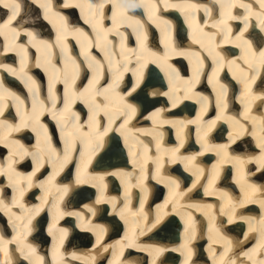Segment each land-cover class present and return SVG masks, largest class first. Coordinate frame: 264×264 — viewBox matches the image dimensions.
<instances>
[{
    "label": "snow or ice",
    "instance_id": "snow-or-ice-1",
    "mask_svg": "<svg viewBox=\"0 0 264 264\" xmlns=\"http://www.w3.org/2000/svg\"><path fill=\"white\" fill-rule=\"evenodd\" d=\"M33 5L42 10L40 18L54 29V40L41 38L37 30L24 27L28 23L27 17ZM212 5H202L196 0H183L182 4L170 3L169 0H65L61 5H57L54 0H27V3L26 0H0V12L3 13V19H0V57L14 53L19 58L16 66L15 62L0 61V147L8 150L6 162L0 163V177L6 178V184L0 186V213L7 217L15 233L11 238L0 234V264H13L11 245H15V251L20 253L27 264H46L45 257L38 255L37 248L28 240L34 230L33 221L46 207L52 215V225L48 227L47 234L52 236L55 242L51 264H71L70 261L60 258L69 230L56 227L65 217H74L78 221L80 231L91 233L95 237L99 251L94 255L89 253L80 257L75 252L72 253L73 259L80 260L81 264H101V260L106 261V264H164L161 258L168 252H178L183 257L182 264H193L195 250L192 244L197 239L198 232L194 211L202 212L207 219V231L215 232L216 239L213 243L219 245L220 251L217 253L211 249V245L209 246L212 264H264V214L256 218L238 213V210L248 203L258 204L264 213V188L248 182L249 173L246 168L248 164L256 165L252 175L264 171V91L257 93L254 90L258 80L264 87V0H255L258 7H254L252 0H212ZM213 7L218 8V18L212 16ZM60 8L78 9L84 24L91 28L92 34L82 27L70 26L68 17L62 14ZM106 8L110 12L107 17ZM170 8H175L181 13L191 12V20H195V13L203 8L204 15L211 20V27L209 28L207 21L196 24L192 45L198 46L197 48L177 47L172 23L159 15L161 11ZM237 8L243 12L234 14ZM136 9H143L147 15L146 21L128 15L129 11ZM106 18L111 21L110 27L104 26L103 21ZM185 19H189L188 15H185ZM231 21H242L243 24L235 35ZM148 23L160 30L164 46L162 52L155 51L148 45ZM189 27H192L191 22ZM120 28L131 29L137 47H129L125 52L127 35L121 32ZM250 28H258L259 33L254 31L251 35H246ZM22 35L26 37V42H21ZM109 35L120 38L119 51L114 41L109 39ZM69 36L80 46L83 62H79L71 54L67 43ZM229 42L234 43L240 50V55L226 60L220 49ZM30 47L37 53L36 59L31 63L34 67L43 68L48 77L47 95L43 98L40 84L29 71ZM93 48L98 50L102 58L92 54ZM174 57H182L188 62V76H181L179 70L169 63ZM208 61L211 66L209 74L206 75ZM149 64L160 68L168 82V91L154 92L152 95L167 97L170 107L158 109L145 116V119L151 121L152 127L141 129L132 123L140 112L133 94L143 83L145 69ZM226 65L233 73V78L242 86L239 102L243 111L238 115L229 113L228 87L219 79V74ZM84 70L91 75L86 86L78 89L76 84ZM236 70L239 71V76L236 75ZM129 71L136 78L135 86L131 90L121 91V82ZM5 74L21 82L28 96L25 97L6 86ZM202 79L212 85L214 100L196 91ZM102 80L105 81L103 85L100 83ZM58 84H63L62 95L57 93ZM185 100H193L199 105L200 114L195 119H172L163 116L165 111L179 107ZM78 101L88 109L84 123H81L80 115L73 111ZM257 101L260 102L259 110L253 112ZM58 104L62 106L58 108ZM212 105L217 114L212 119L203 120L204 114ZM9 108L15 110L14 115L19 118L18 123L13 122L12 113L5 117ZM45 115L50 116L59 126L62 147L53 143L47 124L42 122ZM221 121L228 125L229 142L212 144L209 137ZM164 125L175 129L178 141L176 146L164 145ZM189 125L195 126L196 143L200 145V151L190 155L181 153V149L185 147ZM23 129H30L35 133L36 140L32 148L13 136V133ZM112 132L119 133L123 138L133 168L138 171H109L102 175L88 173V164L104 149L105 138ZM244 136L253 140L254 147L259 149L258 155H233L229 152L231 145ZM144 137L149 139L145 140ZM153 144L154 154H151ZM209 152L219 159L211 168L205 169L198 157ZM26 158H30L35 165L34 170L27 175L16 168V165ZM74 160H78L74 183H57V176ZM149 161L153 165L151 170L147 167ZM176 163L182 164L184 171L194 177L190 186L183 190L180 180L165 170L166 165ZM226 163H230L243 180V199L234 201L228 191L219 190L222 203L218 209L211 203L193 202L189 194L196 190L198 185L203 189L204 195H217L215 185L220 179L222 166ZM46 165L51 169L50 174L46 179L37 182V173ZM134 175L135 182L132 179ZM106 176L120 179L124 187L122 200L107 194ZM149 178L168 190V199L151 219L149 213L145 212V203L151 194L147 184ZM82 185L96 189L98 195L92 204L80 201L84 207L83 211L70 210L65 206V200L70 194L83 196V193L75 192V189ZM33 187L40 188L44 194L39 198V204L29 207L25 204L24 197ZM5 188L11 189L10 200L4 195ZM132 188L139 189L141 194L139 206L135 210L132 206ZM185 197L189 199L186 200ZM69 203L72 201L69 200ZM169 204L171 208H168ZM98 205H110L111 212L126 224L129 218H133L134 227L115 243H105L109 228L106 223L97 219L100 212ZM178 208L184 211H178ZM172 214L178 215L184 223L183 243L179 247L170 248L141 240L144 236H149L151 240L150 234ZM218 216L226 217V220L218 224ZM237 220L247 225V232L255 233L253 240L256 243L249 250H244L241 241L234 243L223 232V228ZM2 231L3 226L0 225V233ZM244 239L247 240L248 237L245 235ZM234 248L239 250L234 252ZM129 249L144 253L149 259H126L125 253Z\"/></svg>",
    "mask_w": 264,
    "mask_h": 264
},
{
    "label": "bare ground",
    "instance_id": "bare-ground-1",
    "mask_svg": "<svg viewBox=\"0 0 264 264\" xmlns=\"http://www.w3.org/2000/svg\"><path fill=\"white\" fill-rule=\"evenodd\" d=\"M211 1L212 0H196V2H198V3L202 4V5L203 4H207L210 7H212L213 5H212ZM54 2L56 4L61 5L62 3L65 2V0H57V1L54 0ZM97 2H98V0H97ZM169 2L170 3H176V4H182L183 0H169ZM252 2H253L254 7H258V6L255 5V0H252ZM26 3H27V0H26ZM40 10L41 9H39L38 7L33 5L32 8H31L29 17H27L28 23L25 24L24 26L25 27L28 26L27 28H29V29L33 28V29L37 30V34L41 38L43 37L45 39L54 40L55 31H54V29H52L51 25L47 23V21H44L42 18H40V16H41V15H39V11ZM64 10H70L71 17L74 16L76 13H78L79 16H78L77 22L82 24V26H83L85 31H88V30L91 29L87 24H84L83 19L81 18L80 11L78 9H76V8H67V9L60 8L61 12L64 11ZM131 11H136V12H139V13L141 12L142 15L138 16V18H140L141 20H144V21L147 20V15H146V13H144L143 9H136V10H131ZM131 11H129L128 15H130ZM242 12H243V10L239 9V8L234 10V14L242 13ZM105 14H106V17L108 15H110V12H109L108 8L105 9ZM159 15H161L164 18L168 19L172 23V26H173V37H174L175 43H176L178 48H180V44L177 41V35H176L177 30H179L178 38H180V41H182L183 43H188L187 45H185L181 49H187L189 46H191L192 48H197L195 45H192V43L189 42V40L192 39L193 30H194L196 24L204 23V22L207 21L209 23V28L211 27V20L204 15L203 8H201L198 12L195 13V16H196L195 20H191V12H189V13H181L180 11H178L175 8H170L167 11H161L159 13ZM185 15H188L189 19H185ZM212 16H213V18H218V8L213 7ZM71 17H68L70 26L72 24ZM175 18H177L178 20L175 21ZM0 19H3V13L2 12H0ZM109 22H111V21L106 18L103 21L104 26L105 27H110L111 24ZM190 22L192 23V27L191 28L189 27V23ZM230 23H231L232 27L235 30L243 27L242 21H231ZM253 23H255L254 18H253ZM146 27L148 28V34H149V39H148L149 47L152 46V49H153V46H154L153 50L158 51V52H162V50H164V46H163V43L161 42L160 30L157 29L156 26L151 24V23H148L146 25ZM234 29H233V32L235 31ZM119 30L121 32H125L126 35H127V40L125 41V52H127V48H129V47H137V42H136V39H135V35L132 34L130 28H128V29L120 28ZM207 30L208 29H205V31H207ZM250 30L252 31V33L254 31L256 33H259V29L258 28H255V29L250 28L249 31ZM52 33H53V35H52ZM89 33L92 34V31H89ZM235 34L236 33H233V35H235ZM23 38H24V36L22 35L21 36V41H23ZM68 38L72 39V40H70V39L67 40L69 42V44H73L72 42H76V40L73 39L71 36H69ZM109 39L114 41V44L118 43L117 45H115V47H116L117 51H119V40H120V38L117 37V36H114V35H109ZM0 47H2V44H0ZM79 48H80V46H79ZM220 50L224 53L226 60L237 58L240 55V50L238 48H236L234 43H232V42H229L228 44L222 45ZM57 52H58V49H57ZM92 54L93 55H97L98 58H102V55L95 48L92 49ZM233 54H234V57H231ZM10 58L11 57H8V55L7 56L5 55V56L0 58V61L8 62ZM75 58L79 62H83V60H84V57L82 55H77V56H75ZM11 60H12V58H11ZM134 63L135 62L133 61V65H134ZM169 63L173 64L179 70L181 76H186L184 74L187 73L188 69H189V72H190V67L188 66V62L182 57H174L173 59H171L169 61ZM179 64H181V65L185 64V67H179ZM149 65L145 69L144 80H145V77H146L145 75H151L150 76V78H151L150 82H152L153 84L149 85V88H151L152 90L150 91V93H148V90L144 89V85L142 83L140 85V87L137 89L136 93L133 94V96L135 97V101L134 102H136V103L138 102L137 99H136V96L138 95V99H139V101L142 104V106H140V108H144L143 114H145L146 112L148 114V112H151V110L155 106H160L161 105L162 106L161 108H165V109L170 107V102L168 101L167 97L162 96V95H157V96H153L152 95V93H154V92L159 93V92L168 91V82H167V79L164 76V73L160 70V68H158L156 66L158 69H156V67H154L155 70L151 69L149 71ZM151 65L155 66L153 64H151ZM207 65L208 66H206V68H205V73L209 74L211 62L208 61ZM83 67H84V65L82 64V68ZM148 71H149V74H148ZM157 71H161L162 74L161 75H157V73H156ZM43 72H44V70H40L39 69L38 74H41V76H42L45 73V72L44 73ZM90 75L91 74L87 70L82 71L81 77L77 81V83L79 82V84H83V86H86L87 80L90 78ZM127 75L133 76L131 71L126 73L124 75V78ZM236 75L237 76L240 75L238 70H236ZM38 77H40V76H38ZM46 77H47V74H46ZM221 77H222V81L221 80L220 81L223 82V83L226 82L225 84L228 87V100H229V110L228 111H229V113L233 114V115H238V114L242 113L243 106L239 102V96H240V93L242 91V86L240 84H238L236 80L233 82V80H232L233 73L228 70L227 65L225 66L224 70L220 72L219 79ZM47 79H48V77H47ZM147 79H149V78H147ZM144 80H143V82H144ZM135 81H136V78L134 79V83L132 84L131 88L135 86ZM100 83H101V85H103L105 83V81L102 80ZM257 83H258V81H257ZM60 85H63V84H58L57 88ZM256 85H255V89L254 90L257 93H259L261 91H264L263 89L257 87ZM6 86H8V85H6ZM18 86H21V85L19 84ZM199 86H201L202 89L205 90L206 94L202 93L203 95L209 96L210 99L214 100V98H215L214 94L215 93L213 94L212 85H209L207 83L206 79H202L201 83L197 86V88ZM197 88H196V91H197ZM237 88H238V94H237ZM13 91H16L17 93H19L18 90H16V89L15 90L13 89ZM236 94H237V96L235 97ZM129 99H133V97H129ZM150 100L152 102H154V104H151ZM234 101H236L237 105H234L233 108L230 109L231 108V104H234ZM81 104L82 103H80L78 101L75 104L76 108L78 106H80ZM259 104H260V102L257 101L256 106H254V108H253V112H257L259 110ZM195 105H196V112L194 114L195 116L192 118V119H195L200 114V112H199V105L197 103H195L193 100H185L182 104H180L179 107H177L175 109H172L171 112L165 111L163 113V116L166 117V118H172V119L189 120L191 118H189V117H185L184 118L182 114H185L186 113V112H184L185 110H189L190 108H192V106H195ZM85 108L86 109H84V108L83 109L82 108L79 109L78 108L77 112L80 115L81 119H82V117L84 115L87 116L88 109H87L86 106H85ZM161 108L158 107L155 111H157L158 109H161ZM10 110L11 109L9 108L7 111H10ZM176 110H178V111H176ZM179 111H183V112H179ZM208 112H210L214 117L217 114V110L215 109L214 105L209 107ZM167 113H170V114L168 115ZM179 115L181 117H177ZM205 115L206 114H204V116ZM204 116H203V120L207 121L206 119H204ZM48 117H49L48 120H51L50 116H48ZM137 118L138 117H136V119ZM135 120H133V122ZM13 122L18 123L19 122V118L16 121H13ZM51 122H53V120H51ZM141 122L143 124H146L147 122H150V120L143 119ZM192 126H194V125H189V127L187 129V132H186L185 145L188 146V147H186V153H183V154L190 155V154H193L195 152L200 151V145L196 143V139H195V136H194L195 133H194V131L191 128ZM150 127H152V125L149 126V127H144V128H150ZM137 128H141V127H137ZM141 129H143V128H141ZM216 129H219V130L222 131V134H220L219 138H221L222 136L225 135L226 130L229 132L228 125L224 124L222 121L218 122L215 130ZM162 130L165 133L164 141H166V139H167V141L164 144H168V143H171V142H174V141L178 142L176 140V137H175V129H172L168 125H164L162 127ZM214 131L211 133V135L209 137V141L212 144H215L211 140V136L214 133ZM31 133H33V132L30 129H23L22 131H20L18 133H13V136L18 138L20 136H23V134H27V135L30 134L31 138H35V134H31ZM118 137H120L119 133H117V132L110 133L109 136L105 138V143H106V141H109L108 143H110V146L108 148L105 147L94 158H92L91 163L94 161V159L96 157H97L96 159H101L102 162H104L102 164L105 165L106 167H108L110 164H114V163H116V164L117 163H123V162L127 163L126 160H128V159H127V157H125V153H124L123 147L122 146L120 147V144H119L120 142L118 141ZM144 139L148 140L149 138L144 137ZM225 140H226L227 143L229 142L228 141V136L225 137ZM111 141L112 142L114 141V143H111ZM26 146L30 147L31 145H26ZM124 147H125V145H124ZM235 147H236V150L234 152ZM238 147H239V149H238ZM30 148H32V147H30ZM2 151L8 152L7 149H4L3 147H0V153ZM250 151H251V153L256 154V155L259 154V149L254 147L253 140L250 137H248V136L242 137L236 144L231 145V147L229 148V152L232 153L233 155H245L246 153H250ZM1 157H4V158L7 157V153L1 154ZM86 159H87V157H86ZM204 159H208V161H210V163H207V164L210 166L209 168H211V166L214 165L217 162L219 157H217L212 152L206 153L204 156L198 157V161L199 162H200V160H204ZM0 161H1V159H0ZM0 163H2V162H0ZM99 163L101 164V162H99ZM77 164H78V160L75 161V170H76V165ZM18 165H22L23 166V167H21V169H19V171L22 172V173H24V171H26L25 168L28 169V167H26L27 166V162L26 161H22ZM129 165L133 166L132 163H131V157L129 159ZM149 166H151V161L148 162L147 167H149ZM170 168H174L175 171L178 170L180 175L182 177H185V179H184L185 184H188L189 180H194V177H192L188 172L184 171L182 164H180V163L172 164L170 166ZM246 168H247V171L249 173V175L247 177L248 182L256 184L257 187L264 188V171H260V172H257L255 175H252L251 173L255 170L256 165L255 164H248L246 166ZM87 170H88V166H87ZM122 170L126 171L125 169H122ZM63 172L62 173L65 174L66 173V169ZM130 172H132V169H130ZM134 172H137V171L135 170ZM62 173H60V175L57 176L56 180H58L60 178ZM222 174H226V178L223 181H222V179H223ZM66 175H67V173H66ZM71 176H73V174L70 175L68 177V179H66V180H70ZM75 177H76V174H74V178ZM106 178H109L110 183L113 184L114 186L115 185L117 186V181H118L120 183L121 187H123V185L121 184V181H120L119 178L117 179V181L115 180V177L113 178L112 176L111 177L110 176H106ZM218 181L221 182V184L218 185V186L215 185V187L218 188V192H217L216 196H206V195H204L203 194V189L200 188V186L198 185L197 189L193 190V192L189 194V197L192 198V196L195 194V196L199 198L200 203H211V204L216 205L217 207H219L221 205V203H222V200L219 198V190L228 191L230 193V195L233 197L234 201L235 200H239V199H243V195L244 194L241 192V185L243 183V180L240 177V175L237 173L236 169L233 168L230 163H226V164H224L222 166L221 176H220V179ZM238 181H240V182H238ZM72 183H74V182H71L70 184H72ZM202 183H203V181H202ZM5 184H6V178L5 177H0V186H3ZM147 184H148V187L150 188V193H151L149 198H148V200H150L151 195L154 194V193H155V197L163 196V194H162L163 192H165V194H167L166 200L168 199V190L162 184H157L155 182V180H152L151 178L148 179ZM225 185L230 187L234 192H236V194L234 192H232V191H229L228 188L224 187ZM121 189L124 192V188H121ZM118 190L119 189L113 190L116 193V195H111V196H117L121 200L120 194H118ZM39 191H40V188L35 187L34 189L29 190L26 193V195L34 196V197L37 196L35 198L40 201L39 198L43 194H41V195L37 194ZM75 192H81L84 195L78 197V196H75L74 194H70V196L68 198H66L65 203L66 202L69 203V199H70L72 201L73 206H74V207L72 206L71 208H69L70 210H74L73 208H77L76 204L79 202L80 198L84 197L88 201L87 204H92L94 201L92 200V198H91L92 196L91 195H94L95 197L98 195L96 189H94V192H93V188H91L90 186H87V185L78 186L75 189ZM131 192H132V197L138 195V189L137 188H132ZM4 195L10 200L11 199V195H12L11 189L5 188L4 189ZM26 195L24 197L25 204L27 206H29V207L33 206L34 202L32 200H30V199L28 200L26 198ZM257 195L259 196L260 193H257ZM189 197H185V199L187 200V199H189ZM49 199H51V197ZM148 200H147L146 203H148ZM193 202H195V201H193ZM163 204H164V202L159 201L157 203L156 207H160ZM66 207H69V206H66ZM97 207L100 209L99 214L102 215V217H98L97 219L100 220L101 222H104V220L106 221V219H105V217L103 215V214H105V216L107 217L108 221L113 222L114 225H117V227L114 228V230L115 231L118 230L117 234H120L119 231L122 230V226H121L122 225V223H121L122 220H120L118 216L114 215L111 212V210L108 209V207L111 208V206L110 205H98ZM168 207H171L170 204L168 205ZM245 207H248V210H250L251 212L253 211L252 216H254L256 218H259V216L264 214V213H262V210L260 209L258 204L248 203V204H246ZM164 210L166 211V209H164ZM240 210L241 209L238 210V213H242ZM13 211H18V210L17 209H13ZM74 211H76V210H74ZM178 211L182 212V211H184V209L178 208ZM45 212H46L45 209H44V211L41 212V214H40L41 218L40 219H42V218L44 219L45 218ZM194 213H195V211H194ZM50 218H52L51 212H50L49 216L46 217L45 219L49 220ZM218 218H219L220 221L226 220V217H219L218 216ZM201 220H203V219L201 218ZM129 221H130V219H129ZM178 222H179L178 215H175V214L169 215V216H167V218L164 219V222L156 230H154L153 233L150 234L151 240H149V236L141 237V240L149 241L151 243L152 240H160V237H164V235L166 233L169 236H173V234L176 233V230H177L176 228L178 226ZM202 222H204V221H202ZM59 223L63 224V226H66V227H63V228H67L69 230V235H68V237H67V239L65 240V243H64V247L67 248V250L64 253H62L63 255H62V257H60L61 259H64L66 261H70L71 264H81L80 260L73 259V257H72V253L73 252H75L77 254V256L83 257V256H86L89 253L94 255L97 251H99V249L97 248L96 244H95V246L93 248H91V249H89L87 251H83L82 250V248L86 245V243L90 244L91 242H93V240H95V237L91 233H86V232L80 231L79 227L77 226L78 225L77 221H76V219L74 217H65V218L61 219L59 221ZM59 223H58V225H59ZM0 225L3 226V231L0 234H3L5 236V238H11L15 234L13 232V230H12V226L9 223L7 217L3 213L0 214ZM51 225H52V223L49 225V227ZM33 227L35 228V233H34L35 237L34 238L36 240H38L40 242V244H42V245L45 244L44 249L42 250V252L45 253V254H43V256L45 257V261H47L48 255L46 253V250L48 249V246H49L48 239L52 238V236H49L47 234L48 227L46 229H44V226L39 227L38 225L35 226L34 224H33ZM225 229L227 230L226 233L232 231L238 237H241L242 235H244V236L246 235L248 237L247 240H245V239H234V238L232 240H233L234 243H235V241L239 240V241L242 242L243 247H246L248 250L250 249L248 244L254 242L253 236L255 235V233L247 232V225L243 221L237 220L235 223H233L231 225H227V227L223 228V230H225ZM70 231H71V233H70ZM11 233H12V235H10ZM126 233H128V229H126ZM117 234H116V232H113L112 236H110V237L106 236L104 242L105 243H112V242L116 241L117 238H116L115 235H117ZM32 235H33V232L29 236V238ZM113 239H115V240L113 241ZM119 240H120V237H119ZM199 241L201 242L200 243L201 247H203V249L201 250L202 253H199V258L203 257V259L205 260L204 262L206 264H212V258H211L210 254H209V246L211 245V249L213 251H216V252L218 251L219 246L216 245L215 243H213V241L210 244H206L205 243L206 242V238L204 237V234L200 235ZM79 242H85V243L82 244V243H79ZM54 243L55 242L52 240L51 245L53 246ZM70 244L72 246H70ZM159 244L160 245H164L163 243H160V242H159ZM164 246L168 247V245H164ZM50 248H52V247H50ZM10 249L12 250L13 254H15L17 252V251H15L13 245L10 246ZM10 254H11V252H10ZM176 254L177 253H175V252H168V253H166L163 256V258L166 257V259H169V261H175V262H178V264H182L183 260L180 261L178 259V255H176ZM0 255H2V254H0ZM105 255H107V254H105ZM130 256H132L134 259H136V258H140L142 260H148L149 259L144 253L137 252L134 249H129L125 253V258L131 259ZM241 258H243V257H241ZM48 261L50 262V260H48ZM17 262H19V264H25L22 259L16 260L15 263H17ZM101 264H103V260H101ZM238 264H239V262H238Z\"/></svg>",
    "mask_w": 264,
    "mask_h": 264
},
{
    "label": "water",
    "instance_id": "water-1",
    "mask_svg": "<svg viewBox=\"0 0 264 264\" xmlns=\"http://www.w3.org/2000/svg\"><path fill=\"white\" fill-rule=\"evenodd\" d=\"M147 86H148V85H146L144 89L148 88Z\"/></svg>",
    "mask_w": 264,
    "mask_h": 264
}]
</instances>
